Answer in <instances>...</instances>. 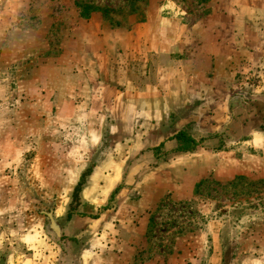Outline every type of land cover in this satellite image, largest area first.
<instances>
[{
  "label": "rangeland",
  "instance_id": "obj_1",
  "mask_svg": "<svg viewBox=\"0 0 264 264\" xmlns=\"http://www.w3.org/2000/svg\"><path fill=\"white\" fill-rule=\"evenodd\" d=\"M94 243L264 264V0H0V264Z\"/></svg>",
  "mask_w": 264,
  "mask_h": 264
},
{
  "label": "trees",
  "instance_id": "obj_2",
  "mask_svg": "<svg viewBox=\"0 0 264 264\" xmlns=\"http://www.w3.org/2000/svg\"><path fill=\"white\" fill-rule=\"evenodd\" d=\"M90 9L93 11L97 10V8L85 7L84 13L87 14L89 12L88 10ZM170 140H172V146L169 147V151L172 153H192L196 151L197 148L200 146V142L188 135V133H186L184 130L178 131L175 135L171 137ZM162 147L163 144H160L159 146L155 147L153 151L158 152ZM92 170L93 167H87L80 174L79 179L73 188L70 207L66 215L68 219H70L74 214H76L77 207L79 206V203L82 202V192L87 186V181L89 176L92 174Z\"/></svg>",
  "mask_w": 264,
  "mask_h": 264
},
{
  "label": "crops",
  "instance_id": "obj_3",
  "mask_svg": "<svg viewBox=\"0 0 264 264\" xmlns=\"http://www.w3.org/2000/svg\"><path fill=\"white\" fill-rule=\"evenodd\" d=\"M170 146H172V142L170 144ZM94 169V168H93ZM94 174V175H93ZM97 173H94V170H92V174L89 176L88 178V183L87 186L88 187H94V188H98L100 187L99 182L94 181V176ZM93 175V176H92ZM80 176V175H79ZM79 176L76 178V183L79 179ZM85 190V188H84ZM132 219V218H131ZM131 219H128V221H130ZM126 247H124L123 249H121L120 247H114L113 245H111L110 247H108L107 245H105L103 247V249H99L95 243L93 245H90V248L87 250H83L82 253L80 254V256L77 257V262L78 264H109L111 259L113 260V258L118 259V257L120 258H124V256H118L114 251L119 252L120 250L122 251V253H127L129 249H131V245L129 244H125ZM125 259V258H124ZM152 264H157V262H153Z\"/></svg>",
  "mask_w": 264,
  "mask_h": 264
}]
</instances>
